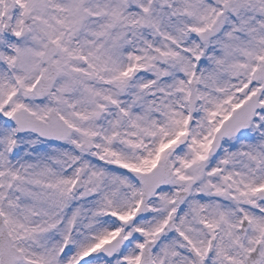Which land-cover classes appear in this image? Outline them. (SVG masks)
<instances>
[{"label": "snow or ice", "instance_id": "1", "mask_svg": "<svg viewBox=\"0 0 264 264\" xmlns=\"http://www.w3.org/2000/svg\"><path fill=\"white\" fill-rule=\"evenodd\" d=\"M0 264H264V0H0Z\"/></svg>", "mask_w": 264, "mask_h": 264}]
</instances>
